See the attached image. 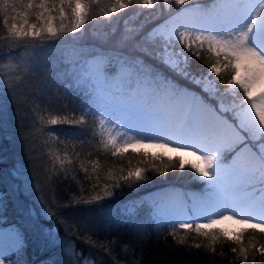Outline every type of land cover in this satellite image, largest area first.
I'll use <instances>...</instances> for the list:
<instances>
[{
	"label": "snow or ice",
	"instance_id": "6c2138e0",
	"mask_svg": "<svg viewBox=\"0 0 264 264\" xmlns=\"http://www.w3.org/2000/svg\"><path fill=\"white\" fill-rule=\"evenodd\" d=\"M160 2L0 0V25L6 33L0 35V42L6 41L9 49L36 48L47 41L61 40L69 33L80 32L91 19H111L134 5L151 9ZM162 2L166 7L175 4L178 10L175 16L148 34L149 39L159 40L162 45L157 57L185 79L190 77L189 54L201 60L208 75L192 82L201 85L213 98L221 92L218 84L225 85L223 94L233 99L229 106L221 103L219 111L231 112L235 123L223 119L197 94L181 89L166 77L155 76L148 68H140L139 78L132 88L131 70L124 62L115 77L107 75L108 61L102 56L87 60L78 68L74 66L70 75L91 96L84 113L92 112L95 116L93 136L97 138V151L123 161L131 149L135 156L141 157L143 166L133 167L130 159L127 167L113 162L102 177L99 159L87 161L92 166L89 172L74 146L71 153L65 148L63 156L50 147L47 154L53 161L52 174L63 173L65 179L70 177L81 193L74 194L71 201L61 207L99 202L113 196L114 189L131 188L146 181L148 171L164 174L169 167L175 168L178 161L180 169L187 166L206 181L210 191L197 209L206 217L205 222H174L170 233L173 240L185 245L188 236L195 233L208 243H193L191 247H203L213 255L217 254V242L227 240L238 245L230 248L235 254L230 264L241 261L257 264V253L262 258L260 264H264V244L257 247L256 239L257 232L264 235V0H211L206 5L195 4L183 9L179 6L188 5L192 0ZM33 17L35 22H32ZM170 47L172 52H169ZM0 69L16 85L27 75V68L20 64H0ZM96 112L99 115H95ZM37 120L42 125L38 132L43 134L44 125H82L86 123V115L77 117L74 113L45 110L37 115ZM47 137L46 144L58 140L52 131ZM248 141L256 143L255 150ZM141 149L164 151L149 153ZM167 152L176 155L175 158L169 156L165 162ZM232 152L235 155L225 163V154ZM185 156L192 159L185 160ZM74 159L80 160L79 168L85 173V180H95L88 188L89 196L83 195L84 184L77 179L72 167ZM155 161H160L163 167L155 165ZM225 222H231L232 227H223ZM180 230L184 235H179ZM246 233H250L247 246L244 245ZM84 242L102 250L112 264H129L118 258L114 241L100 242L87 236ZM123 247L127 251L128 245ZM219 255L225 253L221 250ZM84 264L90 261L84 258Z\"/></svg>",
	"mask_w": 264,
	"mask_h": 264
},
{
	"label": "trees",
	"instance_id": "16d2710c",
	"mask_svg": "<svg viewBox=\"0 0 264 264\" xmlns=\"http://www.w3.org/2000/svg\"><path fill=\"white\" fill-rule=\"evenodd\" d=\"M209 3L211 0H192L190 4L179 7L182 9L195 4ZM177 10L175 4L166 7L161 0L155 8H140L134 5L115 14L111 19H91L80 32L69 33L61 40L47 41L42 46H38L40 50L36 56L37 63L35 60L34 64L27 68V75L17 87L14 82L12 83L13 92L10 93L8 113L4 115L0 109V129L8 124L13 127L10 135L0 134V224L15 225L22 234L24 242L22 251L13 264H66L61 256L56 255L58 246L51 245L43 233L44 227L56 225L49 224L53 220L46 219L36 211L34 217L28 215L26 209L31 204L28 199L20 193L14 198L9 192L8 177L17 163L26 167L39 188L37 191L43 197L48 210H52L55 215L57 211L63 215V222H56L58 233L62 237L68 231L73 233L69 236L75 241L80 257L86 256L97 263L112 264L111 259L102 250L92 248L84 242L85 238L90 236L95 241L105 239L114 241L118 258L128 261L129 264H136L137 261H142V264H230L234 260L235 254L230 248L238 245L222 239L215 245L217 254L213 255L203 247L199 249L191 247L193 243H208L206 239L197 237L195 233L188 236L187 244L179 245L170 235L173 225H159L150 215V203L143 199V196L152 190L165 186L203 190L205 181L189 167L180 169L177 161V166L169 167L164 174L148 171L145 173L148 176L146 181L131 188L122 186L120 189H114L113 196L99 202L61 207L68 204L74 194L79 196L80 188L70 177L65 179L63 173L52 174L53 161L47 154V149L51 147L59 150V154L63 156L65 148L71 153L74 146L75 151L80 153V160L86 162L85 166L89 172L92 166L87 161L99 159L102 165V177L113 162L118 166L123 163L127 167V161L130 159L133 167L143 166L140 164L141 157L135 156L131 149L123 161L119 157L113 158L110 154L104 155L97 151V138L93 136L95 116L92 112L84 113V109L89 106L88 90L78 86L70 75L74 66L78 68L87 57L95 54L122 58L125 63L135 68L141 66L150 69L153 73L168 77L178 85L201 96L217 111L221 103L225 106L230 105L233 98L223 94L225 85H219L217 82L221 92L213 98L204 92L200 85L192 82L193 77L208 75L201 60L189 54L187 71L190 73V79H185L157 57V53L162 51V45L159 40L149 39L148 34L153 27ZM32 22H35L34 17ZM0 35H6L2 25H0ZM35 43L40 44L39 41ZM0 45H2L0 46L2 58L25 50L22 46L9 49L6 41L0 42ZM170 50L173 51L171 47ZM212 78L215 79L214 74ZM4 90L7 92L8 89ZM3 101L5 102L4 98ZM10 110L13 111L12 115ZM45 110H59L60 114L74 113L77 117L85 114L86 123L44 125V132L40 134L38 130L42 125L37 120V115L43 114ZM220 113L230 122L235 123L231 112ZM50 131L58 136V140L55 143L48 141L46 144L47 134ZM248 143L256 148L255 142L248 141ZM88 153L91 155L89 156ZM168 157L164 156L165 162ZM80 160L74 159L72 167L77 179L84 184L83 195L89 196L88 188L95 183V180L91 182L85 180V173L79 168ZM154 163L163 167L160 161ZM56 167L58 169L59 165ZM135 200L139 203L136 202L131 210H126V204L130 201L134 203ZM32 208L34 209V204ZM179 235H184L183 230L179 231ZM249 235L250 233L245 234V246ZM256 239L257 247L264 244V235L257 232ZM125 244L128 245L127 251L123 247ZM221 250L225 253L224 256L219 255ZM249 259L251 261V257ZM261 259L257 253V264H260ZM240 264L243 262L241 261Z\"/></svg>",
	"mask_w": 264,
	"mask_h": 264
},
{
	"label": "rangeland",
	"instance_id": "374dc122",
	"mask_svg": "<svg viewBox=\"0 0 264 264\" xmlns=\"http://www.w3.org/2000/svg\"><path fill=\"white\" fill-rule=\"evenodd\" d=\"M188 7H193V6H187L184 8H188ZM167 19H165L164 21H166ZM164 21L156 25L153 29L160 26ZM39 50L40 49H38L37 47L36 48L29 47L27 50L25 49L24 51H21L14 55L6 56L4 58L0 57V64H8V63L20 64L22 68L25 67L28 68L29 66L34 64L35 60L37 63L36 56ZM169 52H172L170 48H169ZM96 56H102L107 59L108 63L106 65V72L109 77H115L116 74H118V72L120 71L121 62H123L120 61L123 60L122 58L116 59L115 57L110 58L107 55L95 54L90 57H87L85 61L90 60ZM125 64L131 70V77H130L132 81L131 87L134 88L135 82L139 78L138 73L140 71L141 66L135 68L128 66L127 63ZM3 71H4L3 69H0V109L2 110V113L4 112L5 115L8 113L7 107H8V102L10 101L9 100L11 95L10 93L13 92L11 90V88H13L11 85L14 81L8 80V78L3 75ZM154 75L163 77L162 75L155 73ZM201 78L202 77H193L191 80L201 79ZM188 79H190V77ZM172 82L178 85L176 82L174 81ZM178 86L181 89H186L187 91L191 92L187 88L181 87L180 85ZM15 87H17L16 84ZM5 88L8 89L7 92L4 90ZM3 98L5 99V102L3 101ZM90 100H91V96L89 95L87 99L88 105ZM12 113L13 111H11V115ZM95 115H99V113L96 112ZM222 118L226 119L224 117ZM2 130L0 129V134L4 135V133H6L7 135H10L11 132H13V127H11L10 124H8L7 126L2 127ZM240 147H243V145H240ZM253 149L255 150L256 148L253 147ZM141 150L148 151L149 153L151 152L159 153L164 151L162 149H141ZM228 154L229 153H226L225 157ZM165 155L175 157L176 154L167 152L165 153ZM184 159L191 160L192 158L185 156ZM230 160L231 157L229 161ZM25 168L26 167L24 166V164L17 163L15 165V168L13 169L14 171L10 172L11 175L8 177V181H7L9 192H11V195H13L14 198H17L19 196V194L17 193H20L22 196H25L28 199V202L31 203L30 207L26 209L28 215L34 217V213L36 211L37 213L42 214L46 219L53 220L49 222L50 225L56 224L54 226H50V227L48 226L43 228V233L47 237V240L51 243V245L58 246L56 255L61 256L63 262H65L66 264H84V258H87L90 261V264H102L95 262L89 257L79 256L80 254L79 251L76 249L75 241L71 239L69 236L73 233H70L68 231L65 234V236L63 237L60 236L57 229V223L63 222L62 221L63 215L58 211L57 214L54 216L48 215L49 212L52 213L54 212L52 210H48V206L44 202L43 197L38 193L39 188H37L31 175L27 172ZM202 189L204 190H186L182 188H174L173 186L162 187L146 193L143 196V199H145L147 202L150 203L151 215L157 219L155 220L159 225H164V224L173 225L174 222H178L181 220H187L190 223H203L205 222L206 217L197 209L204 199V197H202L203 194L208 193L210 191L206 181ZM199 194H201V196ZM18 202H21V200H18ZM136 202H137L136 200L134 201V203H132L131 201L128 202L125 206V209L131 210ZM33 204H34V209L32 208ZM223 227H232L231 222H225ZM100 242H107V240L105 239L104 241H100ZM23 243L24 242H23L22 234L18 229V227H16L15 225L0 224V260H3V264H13V261H15L19 257L22 251ZM82 243L85 244L84 242Z\"/></svg>",
	"mask_w": 264,
	"mask_h": 264
},
{
	"label": "bare ground",
	"instance_id": "6f19581e",
	"mask_svg": "<svg viewBox=\"0 0 264 264\" xmlns=\"http://www.w3.org/2000/svg\"><path fill=\"white\" fill-rule=\"evenodd\" d=\"M176 15V13L175 14H173V15H171L170 17H168V19H170L172 16H175ZM167 19V20H168ZM165 22V21H164ZM163 22V23H164ZM162 23V24H163ZM161 24V25H162ZM120 61H123V60H120ZM124 62V61H123ZM130 67H134V66H131V65H129ZM119 73V72H118ZM159 75H161V74H159ZM116 76H117V74H116ZM163 76V75H162ZM163 77H165V76H163ZM168 78V77H167ZM170 79V78H169ZM172 80V79H171ZM173 81V80H172ZM181 87H184V86H181ZM184 88H186V87H184ZM188 89V88H187ZM188 90H190V89H188ZM191 92H193L192 90H190ZM193 93H195V92H193ZM199 96V95H198ZM201 97V96H200ZM205 102V101H204ZM206 103V102H205ZM207 104V103H206ZM218 113H219V115L221 116V117H224L219 111H217ZM225 118V117H224ZM228 120V119H227ZM229 121V120H228ZM230 122V121H229ZM230 123H232V122H230ZM237 150H239V148H237ZM233 155H235V153L234 152H232V153H229L226 157H225V162L227 163L228 161H229V159H230V157H232ZM174 188H180V187H176V186H173ZM204 190V189H203ZM207 192V191H206ZM200 196H201V194H199ZM207 195V193H204L203 194V196L202 197H205ZM201 197V198H202ZM203 199V198H202ZM201 199V200H202ZM139 203V201H137V203L136 204H138ZM150 209H151V206H150ZM150 215H151V211H150ZM152 216V215H151ZM152 218L155 220L156 218L155 217H153L152 216ZM157 220V219H156ZM155 220V221H156Z\"/></svg>",
	"mask_w": 264,
	"mask_h": 264
}]
</instances>
